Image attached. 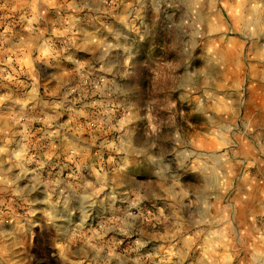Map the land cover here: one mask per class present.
Masks as SVG:
<instances>
[{
    "label": "clouds",
    "instance_id": "9594fccd",
    "mask_svg": "<svg viewBox=\"0 0 264 264\" xmlns=\"http://www.w3.org/2000/svg\"><path fill=\"white\" fill-rule=\"evenodd\" d=\"M85 18L110 19L107 35ZM144 44L151 63L140 59ZM253 63L264 88V0H0V264H182L189 250L177 237H203L196 264H264V205L243 227L234 226L237 202L220 206L238 178L237 138L264 153V125L243 116L249 92L239 72ZM21 74L29 79L17 94L10 85ZM53 81L63 91L49 103L40 89ZM73 92L108 99L70 110ZM40 105L46 110L32 115ZM68 111L73 118L59 123ZM80 117L91 120L90 140ZM189 123L220 147L202 146ZM57 142L74 169L68 176L45 174ZM201 208L206 227L195 219ZM154 219L171 225L164 235L147 230Z\"/></svg>",
    "mask_w": 264,
    "mask_h": 264
},
{
    "label": "crops",
    "instance_id": "0c3cea01",
    "mask_svg": "<svg viewBox=\"0 0 264 264\" xmlns=\"http://www.w3.org/2000/svg\"><path fill=\"white\" fill-rule=\"evenodd\" d=\"M18 19V17H17ZM89 18H85V20H87ZM13 18H10V22H12ZM81 58L85 61V62H92L93 64H96L97 62L93 60V53H80ZM5 65H3L4 67ZM0 67H2V65H0ZM6 67V66H5ZM98 70V69H97ZM9 72H11L12 70H8ZM95 72L92 73L90 75L94 76ZM18 83L17 84H13L15 86H18V89H24V84L28 82V77L21 74L18 78ZM65 79H68V77H65ZM71 86V85H70ZM45 89L48 90V95L44 96V99L46 101H48L49 103H51L54 100H58L59 97L56 95L57 92H62L63 89L60 88V86L58 84H56L55 81L49 83V82H42V87L40 89L41 93L43 94L45 92ZM15 93L20 94L24 91H16L13 90ZM97 98H99L102 102L106 101L108 98L105 97L102 93L99 95V97H92L91 99L87 98V97H81L80 94L78 92H73L71 96L68 97L69 101H75V105L73 106L72 104H68V108L70 110L73 109V107L75 109H80L85 107L86 105H88L89 103H91L92 101L96 100ZM261 101H263L264 99V94L262 93L260 95ZM42 110H46L43 108V105L38 106L34 112L32 113V115H39L41 113ZM254 115V116H253ZM252 116L254 117V120L260 122L262 125H264V107L261 106V108L257 111V113L253 114ZM73 117L71 115V112H64L61 116V120L59 121V123H64L67 122L69 120H71ZM91 120L85 119L84 117H80L79 121H78V126L81 128L82 132H83V137L85 140H90V136H89V130L90 124L88 122H90ZM41 127L42 125L39 123H36L33 125V132L35 134L34 138H39L41 135ZM68 139L69 141L73 144L74 147H79L81 146V141H77L75 137H73L71 135V133H68ZM250 139L252 140V144L254 146L258 147L257 141L253 140L251 137ZM257 140L260 143H264V131L260 132L259 137L257 138ZM49 149H45V151H47ZM52 151H55L57 153V155H54L52 158V161L49 163L45 164V174L47 175H51V176H56L59 174H63L64 176H68L71 174V171H73V166L71 165V163L65 158V156L62 154L64 149L63 147H61L59 145V142H57V146L55 149H51ZM95 152L96 149L93 148L92 152L90 153V155L95 156ZM254 167L257 170L256 174L254 175H250L248 176L247 173H244L242 176L243 179H239L240 182L238 181V183H236L235 186H233V190L229 193V201H234L238 203V208H237V212H236V219L234 220V226H239V227H243L244 224L249 223L248 217L250 214L254 213V212H259L261 205H264V200L260 199V192L264 191V157L263 159H259V160H254ZM258 174V175H257ZM247 175V176H246ZM236 179V178H235ZM234 179V180H235ZM251 187L252 191H251V198L248 200H243L241 201L242 196L244 195H248V188ZM209 199L208 196V192L206 194H204V197L202 199H197L199 200L201 203L207 202ZM227 202V203H228ZM221 207H223L222 205H220ZM211 212L213 215H215V209H211ZM198 222H199V226L201 227H206L207 226V221L209 219V213L208 211H206L205 209L201 208L198 212ZM203 240V237L200 238V240L195 241L194 243H196L195 245V250H189L188 251V259L183 261L182 264H196L199 256H200V251L197 247V245H199ZM194 243L190 244V246L194 247Z\"/></svg>",
    "mask_w": 264,
    "mask_h": 264
},
{
    "label": "rangeland",
    "instance_id": "374dc122",
    "mask_svg": "<svg viewBox=\"0 0 264 264\" xmlns=\"http://www.w3.org/2000/svg\"><path fill=\"white\" fill-rule=\"evenodd\" d=\"M127 2V0H126ZM117 11H121V9H117ZM112 21L110 19H98V20H91L90 18L85 20L84 23L86 24H91V23H95L97 30L100 31L101 33H103L105 36L107 35V32L105 30L104 25L111 23ZM195 45H193L194 47ZM245 49V52H247V49H249L251 46L250 45H244L243 46ZM147 48L148 45L144 44L141 46V56L140 59L144 60V59H148L149 63H151V59H152V52L150 49H148L147 52ZM110 54V53H109ZM159 53H157L158 55ZM260 53L257 52V55H259ZM3 67V65H2ZM5 67V66H4ZM249 67L251 68V75H249ZM6 68V67H5ZM10 69H7V71ZM232 68L229 67L228 69V73L231 75L232 74ZM149 75V79H151V74ZM155 75L158 78H162L164 76V72L162 70H157ZM257 75V70H256V65L255 63H253L251 66L245 64L244 67L241 69V71L239 72V79L241 82H243L245 79H247V89L249 92L248 95V102L247 105L244 107L243 109V116L244 117H249V118H253L254 119V115L255 113H257V111L262 107H264V99L263 101H261L260 95L263 93L264 94V88L258 87L256 86L255 82L253 81L252 77ZM260 78L264 79V73L260 74ZM4 83H7V81H5ZM223 83V82H221ZM10 87L13 90H16L18 92L20 91H24L23 89H18V86L15 85H10ZM0 90H4V89H0ZM164 89H161L160 92V99L161 101H165L168 97H166L164 95ZM149 94H151V90H149ZM161 107H165L164 104L161 105ZM119 111L120 109L114 108L113 112L117 115V118H119ZM253 115V116H252ZM130 118H135L130 116ZM209 121L211 124H216L215 120H212L211 118H209ZM91 126V121L88 122ZM187 127H189L192 131V134L197 138L198 142L205 147L211 148V147H220L219 145H216L213 137L211 135H209L207 133V130L205 129L204 125H197L196 127H192L191 123L187 124ZM222 130H227L228 128L231 127V125L229 124H224L221 126ZM231 156L233 157V161L236 164L235 167V171L237 173V177L234 180V185H236V183H238V181L240 182V178L244 176V173H247L248 176L250 175H254L256 174L257 170L255 169L254 166H250V165H254V160H259V159H263L264 157V153H261L258 149L257 146H254L252 144V140L250 139V137H238L237 141H236V145H234L232 147L231 150ZM258 175V174H257ZM247 176V175H246ZM210 187V186H209ZM208 192V188L203 189L200 194L197 196V199H202L204 197V194H206ZM230 196V195H229ZM228 198L223 201L221 203V205L223 206L224 203L228 202ZM149 211L151 212V214L153 216H159V213L156 211L155 207H150ZM167 214V213H166ZM236 215L234 217V220L236 219ZM185 219H187V217H185ZM196 221L198 220V214H196L195 217ZM171 227V225L167 222V221H163V220H152L151 223H149L147 225V230L148 231H154L155 233H158L160 235H164L165 232ZM40 229H37V232L39 233ZM189 235H191V233H189ZM36 245H37V250L38 251H42L47 243V234H43V235H38L35 241ZM163 243V242H161ZM195 245L196 243H194V247L190 246L189 243L186 242L185 239H182L180 237H177V241H176V247L178 249H186V250H195Z\"/></svg>",
    "mask_w": 264,
    "mask_h": 264
}]
</instances>
